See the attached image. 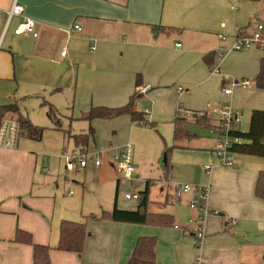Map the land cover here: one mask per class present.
<instances>
[{"label":"crops","instance_id":"1","mask_svg":"<svg viewBox=\"0 0 264 264\" xmlns=\"http://www.w3.org/2000/svg\"><path fill=\"white\" fill-rule=\"evenodd\" d=\"M13 3L0 0V99L16 104L29 120L21 112V100L41 97L53 103L58 96H65L72 103V113L97 130L95 138L90 126L88 132L94 134L87 151L93 148L92 141L97 149L108 150L102 152L100 166L91 160L84 169L92 167V179L98 180L96 191L86 189L79 167L68 170V176L47 169L58 154L66 168L61 157L68 152L65 130L59 122L55 129L63 131L57 130L62 137L55 139V149L39 147L25 132L15 149H0V264H33V247L15 241L19 230L31 234L33 243L51 247L52 264H130L141 237L157 239L156 264H192L199 259L212 264L264 261V201L255 196L257 177L264 166L256 158L240 156L235 167H221L214 152L216 145L197 142L203 138L196 133L200 126L193 124L194 117L204 113L211 125H217L220 110L230 106L243 119L239 129L247 131L252 111H264V89H258L255 82L264 50L219 54L229 50L237 37L251 35L259 23L264 24V0H18L24 15L35 20L37 37L15 34L20 18L12 17L8 24L6 14ZM211 53L210 66L204 57ZM137 75L148 89L137 111L153 126L141 127L128 115L110 120L85 118L95 107L125 106L135 91ZM234 80H249L251 85L232 86ZM179 87L185 89L181 95L177 94ZM226 87L231 88L230 94H225ZM180 108L197 114L184 115ZM177 115L190 121L188 130L193 136L173 143L177 148L171 163L168 165L167 157L162 167L163 177L151 179L148 164L140 156L134 163L133 179L119 177L112 156L123 146L114 149L108 145L119 142L115 136L102 134L101 122H109L116 136L125 132L143 143L144 136L151 138L145 129L158 132L163 124L171 125L163 128L170 133V140L174 138ZM154 144L152 157L161 162L165 147ZM209 164L215 167L210 176L203 170ZM183 167L189 174L187 184L208 187L205 206L212 213L204 219L199 249L194 245V228L187 225L198 216L189 208L190 197L185 196L174 209L168 203L173 186L171 168ZM197 174H204L205 180H194ZM137 178L140 186L134 184ZM159 183L157 198H153L152 188ZM147 187L152 205L158 206L155 211L151 205L150 211L172 216L173 226L101 218L115 207L137 211V201L125 196L140 194ZM63 221L85 224L81 255L56 250ZM176 224L182 228H175Z\"/></svg>","mask_w":264,"mask_h":264},{"label":"trees","instance_id":"2","mask_svg":"<svg viewBox=\"0 0 264 264\" xmlns=\"http://www.w3.org/2000/svg\"><path fill=\"white\" fill-rule=\"evenodd\" d=\"M212 58L214 59V56L211 53L204 57V61L211 66L213 64ZM255 82L258 89H264V58L260 60V70L255 77ZM142 88V78L140 75H137L135 91L125 106L119 108L95 107L85 115V118L89 121L94 119L110 120L123 115H128L132 121L136 123L153 126V123L143 121L144 114L137 111V106L144 96L141 92ZM6 115H13L18 119L20 118L19 123L22 131L25 132L29 138L36 141L42 139L43 129L34 126L29 120L24 118L19 113L16 104L0 106V119H3V116ZM194 118V125L205 128L208 131L217 127L216 125H211L209 119H207L206 114L204 113H200ZM189 123L190 121L188 122V119L185 117H179V115L176 116L174 121V141L176 143L192 138L193 134L188 130ZM57 130L63 131L58 128ZM64 134L66 137L73 140L75 147L79 149L80 152L87 153L90 138L94 133L91 130L87 134L71 135L67 131H64ZM231 134L237 136L241 140L239 144H235L231 148V151L234 154L251 158H264V111H252L248 130L242 131L237 129L232 131ZM172 148H177V146L174 145L171 148H167V156ZM255 196L257 199L264 201V171H260L258 174L255 186ZM137 205V211H124L115 207L111 213H104L101 218L114 222L138 225L159 227H171L174 225L172 216L150 211L152 202L150 200L149 187L139 194ZM86 234L85 224L63 221L60 225V240L56 250L81 255L84 249ZM15 241L33 247V264H52L50 257L52 251L51 247L33 243L31 234L28 232L22 230L17 231ZM156 245L157 239L154 237L139 238L132 253L130 264H156Z\"/></svg>","mask_w":264,"mask_h":264},{"label":"built area","instance_id":"3","mask_svg":"<svg viewBox=\"0 0 264 264\" xmlns=\"http://www.w3.org/2000/svg\"><path fill=\"white\" fill-rule=\"evenodd\" d=\"M23 7L18 3V0H14L12 8L6 11L8 17V24L11 21L12 17L20 18V23L15 29L16 35L21 34H32L34 37H37L35 31L36 22L34 19L24 15ZM79 29V27H76ZM251 48H258L264 50V24L259 23L257 28L251 35L239 36L235 39L233 46L227 51H220L219 54L231 53V52H240L249 50ZM65 55V52H63ZM218 69H215L214 72H218ZM242 84L244 86L251 85V81L246 80L244 82L232 81V86H237ZM147 87L141 89L142 94L147 92ZM185 92V89L179 87L177 89V94L181 95ZM225 94L231 93V88L224 89ZM179 112L184 115H196L197 113H191L189 111L179 109ZM220 120L216 125V128L210 129L209 133L216 137L217 144L215 146V156L219 161L221 167L233 168L236 166L235 154L231 151V148L235 144H239L241 140L237 136L231 134L232 131L239 129L241 125V115L230 106H223L220 110ZM240 130V129H239ZM23 136V131L21 125L17 120L11 118L0 119V149L12 150L15 149L20 138ZM88 153H83L78 150H74L71 153L65 152L62 154V158L66 161V169L73 171L76 167L85 169L89 164V159L87 158ZM94 166H100L102 161L95 157L91 159ZM112 162L115 169L122 175L126 180L131 181L135 174V164L133 158V146L128 143L124 145L120 151L112 156ZM213 165H204V172L210 176L214 170ZM45 171H47L45 169ZM172 192L168 197V203L171 206L179 207L182 204V200L185 196L190 197L189 208L198 213L196 219H189L187 225L194 228V236L198 245H200V240L204 236V219L209 212V209L205 206V201L208 197V187H203L200 185L193 184H175L172 186ZM72 194V192L70 193ZM127 200H138L139 194L129 193L125 196ZM175 228H182L180 225H175ZM192 264H212L206 263L201 260H197Z\"/></svg>","mask_w":264,"mask_h":264},{"label":"rangeland","instance_id":"4","mask_svg":"<svg viewBox=\"0 0 264 264\" xmlns=\"http://www.w3.org/2000/svg\"><path fill=\"white\" fill-rule=\"evenodd\" d=\"M244 81H242V82H244ZM5 104H10V103L5 98L0 99V105H5ZM51 106H52V110H50ZM20 109H21L22 114L26 115V117H28V119L32 122V124L34 126H37V127H40L43 129L42 139L40 141H34L33 140V142L37 143L39 145V147H44V148L47 147L48 149H55L58 146L55 139L59 136L62 137V135L60 132H58L55 129V125L57 122H59L61 124V127L65 131H67L69 133H73V134L74 133L80 134L81 132L86 133L89 131L90 126H92L94 128V131H95V138L97 136V130H96L94 125L89 124V122L86 121L85 119H83L81 117V115L72 113V111H73L72 103L65 96H58L57 98H55L53 100V103L51 101H49L47 99H43L41 97L24 98L20 102ZM41 110H43V113H41ZM15 120H17V122H20V118L18 119L17 117H15ZM101 123L103 125L102 126V134H109L110 137L115 136L116 140L119 142L118 145H114L112 142H109L108 145L112 144V146H114L113 148L115 149L117 147L127 145L128 143L132 144L134 163L137 164V158H138V156H140L148 164L147 170H148V174H151V176H150L151 179L156 180V179H159L161 176L163 177L162 167L166 164L164 162V158H165V156L169 157L168 158V160H169L168 165H169L171 163V158H172L173 152L175 150L172 148L169 151L168 156H167V152H168L167 148H171L173 146V143L175 142L173 136H172V139L170 140V138H171L170 133L165 132V129H167L166 127L169 128L171 126L170 124L169 125L163 124L162 128L158 129V132H153V129H150V128H147L148 130L145 129L144 131L149 132L150 134H148V135L151 138H147L144 136V142L143 143L141 142L142 143L141 144L138 142L137 138L134 137V140H133L130 138V134L127 135L125 132L122 134H118L116 136L114 134V129L110 128L109 122H101ZM242 123H243V119H242ZM140 125H142V124H140ZM143 126L146 127L147 125H142L141 127H143ZM241 126H242V124H241ZM197 128H199V130L196 129V131H197L196 133L199 135L200 139L203 138L202 140H197V142L207 141V142L211 143L212 146L217 144L216 137L213 135L210 136L211 134L209 133V131L202 130L200 127H197ZM161 129H163V131ZM139 130H140V127L137 128V131H139ZM65 140H66L64 142L65 148L68 151V153H71L74 150L80 151L79 149H77L74 146V143L70 138L65 136ZM132 140H133V142H132ZM154 141H156L157 143L159 142L163 148L165 147V152L163 153L161 162H159L158 159H156V161H154L155 159L152 157V155L154 154L152 151L153 146H155ZM193 143H195V142H193ZM92 144H93V148L89 149L87 158L89 159V161H91V159H95V157H98L103 162L102 152H105L108 149H97L95 147L94 141H92ZM96 151H99V152H96ZM91 152H95V153H91ZM237 157H240V156L238 154H235V159ZM254 160L258 164H262L264 166V158H261V159L256 158ZM92 163H93V161H92ZM171 166H173V164ZM47 167H48L47 169L49 170V172H51V170L53 168V172H55L57 174L60 172V173H63L64 175H67V176L70 175L68 173L69 171L65 168L64 163L60 160L59 154H58V156H55V155L53 156V158L50 161V164L47 165ZM91 169H92V167H89L86 170L83 169V170L79 171L80 172L79 177L84 178L86 189L89 190V188H92V190L97 191L95 183L98 180H96L97 177L95 179H92V178H94L95 174L93 173V169L92 170ZM262 170H264V169H262ZM185 171H186V167L185 168L183 167L180 170L178 168H175V170L173 168H171V172L169 175V181L173 182L172 185L187 184L186 180H190V179L188 178L189 174L185 173ZM118 176L119 177L121 176V174L119 172H118ZM205 178H206V176L204 174H201V175L197 174L196 177H194L193 179L194 180H205ZM176 182H178V183H176ZM134 184L136 186H140L141 180L137 178V180L135 181ZM76 185L78 187H82L80 184H76ZM160 185L161 184L159 183L158 185H154V187L152 188L151 196L153 198H155V197L157 198V195H158L157 191L161 187ZM115 186H116V180L113 182V187L115 188ZM122 194L123 193H120V195H119L120 199L123 197ZM134 201H136V200H134ZM157 208H158V206L156 203L152 205L153 210L156 211ZM171 208L174 209L175 207L171 206ZM194 245H195V249L200 248L197 241ZM252 264H264V261L259 258V259L253 260Z\"/></svg>","mask_w":264,"mask_h":264},{"label":"water","instance_id":"5","mask_svg":"<svg viewBox=\"0 0 264 264\" xmlns=\"http://www.w3.org/2000/svg\"><path fill=\"white\" fill-rule=\"evenodd\" d=\"M167 157L164 158V162H166Z\"/></svg>","mask_w":264,"mask_h":264}]
</instances>
